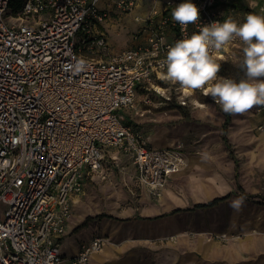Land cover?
I'll list each match as a JSON object with an SVG mask.
<instances>
[{
	"label": "built area",
	"instance_id": "1",
	"mask_svg": "<svg viewBox=\"0 0 264 264\" xmlns=\"http://www.w3.org/2000/svg\"><path fill=\"white\" fill-rule=\"evenodd\" d=\"M10 2L0 0V264H87L105 238L82 243L67 259L60 239L70 198L83 191L88 173L103 168L104 148L125 153L134 178L157 198L185 165L180 146L150 145L118 110L133 105L138 88L187 105L193 93L160 78L168 48L222 23L238 4L264 16V0H191L200 18L186 29L172 19L185 0H149L148 11L134 18V43L110 50L109 58L84 53L109 48L101 25L111 10L99 0H22L17 11ZM139 2L115 0L114 8L129 13ZM226 47L212 50L217 62ZM80 58L84 71L65 70ZM210 86L198 91L213 99L205 94ZM255 111L254 129L264 135V105Z\"/></svg>",
	"mask_w": 264,
	"mask_h": 264
},
{
	"label": "crops",
	"instance_id": "2",
	"mask_svg": "<svg viewBox=\"0 0 264 264\" xmlns=\"http://www.w3.org/2000/svg\"><path fill=\"white\" fill-rule=\"evenodd\" d=\"M114 2H98L100 8L111 10L101 25L109 48L84 50L86 55L109 58L110 50L118 52L134 43V18L144 15L150 2L140 0L134 10L122 14L116 13ZM129 14H134L133 20L127 18L123 24L122 15ZM255 109L251 116L253 136H247L244 128L237 131L238 119L231 130L232 138L247 146L242 155L252 161L241 164L224 134L231 146L229 150L222 138L227 156L221 145L202 153L183 152L184 167L169 178L158 198L134 178L125 153L104 148L103 168L88 173L83 191L70 198L71 214L60 239L61 255L72 257L82 243L101 236L106 242L87 264H264V209L254 202L255 196L264 194V135L254 129L258 120ZM189 121L185 118L184 123ZM171 127L172 131L162 126L145 135L149 144L174 146L185 126L174 123ZM172 139L175 143L168 145ZM255 147L263 154L259 162L251 157ZM224 183L232 191L221 195ZM237 197H244L238 212L230 207ZM215 199L221 200L202 206Z\"/></svg>",
	"mask_w": 264,
	"mask_h": 264
},
{
	"label": "clouds",
	"instance_id": "3",
	"mask_svg": "<svg viewBox=\"0 0 264 264\" xmlns=\"http://www.w3.org/2000/svg\"><path fill=\"white\" fill-rule=\"evenodd\" d=\"M199 18V9L191 0L178 4L172 11V19L184 29L196 24ZM237 38L245 45L241 67L246 79L237 82L218 78L220 64L211 54L212 50L221 49ZM86 66V60L80 58L74 64H67L65 70L79 74ZM161 67H166V71L160 73L161 79L178 83L189 94L211 85L205 94L210 95L225 113L243 114L264 105V16L248 14L243 23L238 24L229 17L222 23L204 25L198 33L170 46ZM230 191L232 188L227 183L221 185V195ZM243 203L244 197H237L230 207L238 212Z\"/></svg>",
	"mask_w": 264,
	"mask_h": 264
},
{
	"label": "rangeland",
	"instance_id": "4",
	"mask_svg": "<svg viewBox=\"0 0 264 264\" xmlns=\"http://www.w3.org/2000/svg\"><path fill=\"white\" fill-rule=\"evenodd\" d=\"M238 5L240 6L231 13L230 17L239 24L244 22L245 13L250 14L254 8L249 6V3H246V6H242V3ZM116 13L119 12L117 11ZM133 17L134 14H129L125 17L122 15L123 24L127 23V18L133 20ZM244 47L245 45L238 38L227 45L224 58L219 63L220 71L217 74L218 78H231L237 82L241 79H246L245 71L241 67L244 57ZM149 85L150 83L147 86ZM178 92L173 91V94L175 95ZM148 98L150 102H145ZM175 100L174 97V99L166 101L154 91H144L143 88H138L133 105L121 108L120 111L125 122L132 123L146 136H149L157 127L167 126L169 131H172L171 126L174 123L185 126L183 132H179L178 135L181 137L177 138L175 143L176 146L181 147L185 154L202 153L206 149L216 148L217 145H221L224 151H226L227 156L228 151L222 140L225 134L240 163L252 161L246 154L242 155L243 152H246L247 146L236 142V139L232 138L231 130L235 125V120L238 119L240 120V127L237 128V131L241 132L242 128H244L247 136H253L251 116L255 107L243 114H231L229 122L225 126L226 113L223 112L221 106L213 99L203 96L198 90L193 93L187 105H180ZM185 118H188L190 121L184 123ZM251 157L259 162L263 154L255 147V154H252ZM255 186L259 187V184H255ZM254 202L264 209V194L261 197L255 196ZM2 208L4 209L5 206L2 205Z\"/></svg>",
	"mask_w": 264,
	"mask_h": 264
},
{
	"label": "trees",
	"instance_id": "5",
	"mask_svg": "<svg viewBox=\"0 0 264 264\" xmlns=\"http://www.w3.org/2000/svg\"><path fill=\"white\" fill-rule=\"evenodd\" d=\"M21 0H11V2H10V6H11V8H12V10L13 11H17V10H19V8H20V5H21ZM250 11V10H249ZM250 14H257L256 13V11H255V9L252 11V12H250ZM221 62V61H220ZM220 62H218V63H220ZM231 114H228V113H226V120H225V122H224V125L226 126L227 125V123L229 122V116H230ZM187 117V116H186ZM224 139V141H225V143H226V146H227V148L230 150V145H229V143H228V141H227V139L224 137L223 138ZM230 155H232L231 154V152H230ZM223 199V198H222ZM219 200H221V199H215V200H213V201H211V202H209L208 204H204V205H202V206H213V205H215ZM101 216H105V215H101Z\"/></svg>",
	"mask_w": 264,
	"mask_h": 264
},
{
	"label": "bare ground",
	"instance_id": "6",
	"mask_svg": "<svg viewBox=\"0 0 264 264\" xmlns=\"http://www.w3.org/2000/svg\"><path fill=\"white\" fill-rule=\"evenodd\" d=\"M173 143H175V140H174V139H172V140L168 143V145H171V144H173ZM192 175H194V174H192Z\"/></svg>",
	"mask_w": 264,
	"mask_h": 264
}]
</instances>
